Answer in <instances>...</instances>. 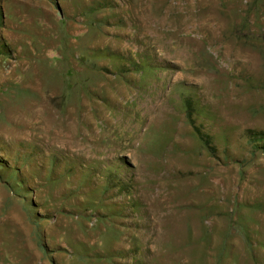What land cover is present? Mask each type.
<instances>
[{"label":"rangeland","instance_id":"obj_1","mask_svg":"<svg viewBox=\"0 0 264 264\" xmlns=\"http://www.w3.org/2000/svg\"><path fill=\"white\" fill-rule=\"evenodd\" d=\"M0 264H264V0H0Z\"/></svg>","mask_w":264,"mask_h":264}]
</instances>
